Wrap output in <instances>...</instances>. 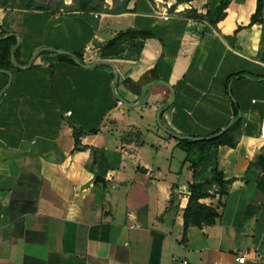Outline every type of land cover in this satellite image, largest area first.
Here are the masks:
<instances>
[{"label": "crops", "instance_id": "1", "mask_svg": "<svg viewBox=\"0 0 264 264\" xmlns=\"http://www.w3.org/2000/svg\"><path fill=\"white\" fill-rule=\"evenodd\" d=\"M47 1L59 9L0 7V39L16 38L0 68V264H264V171L250 167L264 154V0L253 23L258 0H229L216 23L222 0ZM140 31L153 35L138 58H102ZM237 121V147L213 159L228 193L199 198L218 217L185 234L199 152L178 140Z\"/></svg>", "mask_w": 264, "mask_h": 264}, {"label": "trees", "instance_id": "2", "mask_svg": "<svg viewBox=\"0 0 264 264\" xmlns=\"http://www.w3.org/2000/svg\"><path fill=\"white\" fill-rule=\"evenodd\" d=\"M130 0H122L118 5V0H114V6L108 8L106 0H73L71 5L62 4L60 8L65 10H87V11H111L113 13H120L128 10V3ZM263 0H258L256 13L252 16L251 23L256 21L261 13ZM229 5V0H222L220 6L216 10L213 18V22L216 23L223 19L226 15V8ZM0 7H14L23 9H37V10H55L59 7H55L52 1L47 0H0ZM132 32H128L131 34ZM123 32H120L117 37L110 40L102 49V58H138L143 46L144 40L151 37L153 34L146 31H140V40L136 37H131L130 48L126 50L123 47L122 36ZM16 44V38L9 36L0 39V68L8 69L12 68L11 62V49ZM128 52L125 54V52ZM135 51V55L132 56L131 52ZM70 58V57H69ZM71 59V58H70ZM72 60V59H71ZM99 129H93L91 132H98ZM219 132V131H217ZM216 132V133H217ZM243 133L242 125L240 122L232 123L222 134L216 138L209 140H191V139H179V145L188 152L189 156L195 151L199 152L198 159L193 160L192 167L194 168L193 181L189 183L190 203L185 210V234L189 225L202 227L203 225L213 224L218 217V213L212 206H207L199 202V198L208 195L207 189L210 185L218 184L221 195L228 193L230 180L225 179L222 172L218 170L214 164L213 159L217 149L221 146H229L232 148L237 147L239 139ZM77 144H80L79 135H75ZM264 158V154L258 157V161L251 164V169L261 167L264 171V164H260V160ZM210 167V168H209ZM249 167V169H250ZM209 168V170H208ZM261 179L258 180V182Z\"/></svg>", "mask_w": 264, "mask_h": 264}, {"label": "water", "instance_id": "3", "mask_svg": "<svg viewBox=\"0 0 264 264\" xmlns=\"http://www.w3.org/2000/svg\"><path fill=\"white\" fill-rule=\"evenodd\" d=\"M16 46V45H15ZM15 46L13 47V49H12V53H13V51L15 50ZM74 58H75V60L76 61H78L77 60V58L74 56ZM100 62H107L106 60H101V61H99V62H97V63H100ZM110 63V62H109ZM111 64V63H110ZM118 80H119V75L117 74L116 75V80H115V82H116V84H117V82H118ZM232 124V123H231ZM231 124H229L227 127H225L224 129H222V130H220L219 132H217V133H214L213 135H211V136H208V137H198V136H184L183 138H188V139H191V140H196V141H201V140H209V139H212V138H216V137H218L220 134H222Z\"/></svg>", "mask_w": 264, "mask_h": 264}, {"label": "built area", "instance_id": "4", "mask_svg": "<svg viewBox=\"0 0 264 264\" xmlns=\"http://www.w3.org/2000/svg\"><path fill=\"white\" fill-rule=\"evenodd\" d=\"M157 14H159L163 18H169V12L168 11L167 12H161V11L158 10ZM71 113H72V111H68V114H71ZM261 130H262V132L264 134V120H263V123H262ZM235 260L237 262H239V263H242V264H244L246 262V258L243 255L242 256H240V255L236 256Z\"/></svg>", "mask_w": 264, "mask_h": 264}]
</instances>
